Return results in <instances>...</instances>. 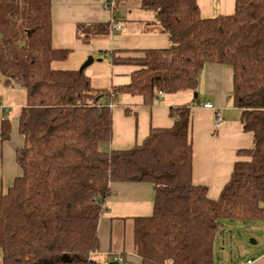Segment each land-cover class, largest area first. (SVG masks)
<instances>
[{
    "label": "trees",
    "instance_id": "trees-1",
    "mask_svg": "<svg viewBox=\"0 0 264 264\" xmlns=\"http://www.w3.org/2000/svg\"><path fill=\"white\" fill-rule=\"evenodd\" d=\"M138 1L170 44L137 55L115 50L113 64L138 68L128 83L97 88L85 68L51 66L71 53L52 44V0H0L2 84L25 89L15 131L19 174L0 191V264H97V224L113 182L153 187L151 215L134 219L141 264H213L221 220L264 218V0H235L231 14L215 17H204L197 0ZM77 31L89 38L107 27ZM207 63L231 67L233 104L252 134L216 198L192 180L190 103L171 106L172 125L151 128L131 148H100L120 94L151 103L162 93L195 92ZM11 126L0 121L1 142Z\"/></svg>",
    "mask_w": 264,
    "mask_h": 264
},
{
    "label": "crops",
    "instance_id": "crops-1",
    "mask_svg": "<svg viewBox=\"0 0 264 264\" xmlns=\"http://www.w3.org/2000/svg\"><path fill=\"white\" fill-rule=\"evenodd\" d=\"M234 2L235 0H197L204 17L231 14ZM106 3L112 5L106 7ZM51 20L53 46L71 49L66 59H74L80 64L92 51H102L108 56L111 65L109 71L105 73L99 70V75L94 72L87 74L97 88L128 83L130 73L138 68L126 63L113 64L111 55L115 50V54L120 56L137 55L139 50L166 48L170 44L168 36L161 33L156 24L155 13L143 9L138 0H52ZM112 23L119 24L120 27L114 29ZM79 24H100L107 27V32L91 33L89 38H85L84 34L77 31ZM187 91L162 93V96L157 95L151 103L144 102L139 95L120 94L112 108L111 138L108 142L101 143L100 148L105 151L131 148L141 143L151 128L172 125L169 116L171 106L190 103L192 180L195 184L205 185L208 196L216 198L229 178L233 163L244 159L239 151L251 146L252 134L242 129L240 110L233 104L231 67L216 63L205 64L199 74L196 91ZM0 96L2 115L11 112L12 107L19 113L25 89L20 86H4L0 75ZM17 97L22 102H16ZM206 102H210L215 109L205 108L203 104ZM215 110L223 118L218 128L213 126ZM12 124L11 132L16 135L17 117L13 118ZM16 140L19 146L20 136ZM17 168L4 166V170L9 169L5 172L7 184L19 174ZM153 200L154 191L149 183L110 184V193L103 203L105 210L100 213L97 224L99 249L92 257L93 260H98L97 264H105L106 258L111 261L114 256L122 257L119 264H141L134 249V219L151 215Z\"/></svg>",
    "mask_w": 264,
    "mask_h": 264
},
{
    "label": "rangeland",
    "instance_id": "rangeland-1",
    "mask_svg": "<svg viewBox=\"0 0 264 264\" xmlns=\"http://www.w3.org/2000/svg\"><path fill=\"white\" fill-rule=\"evenodd\" d=\"M116 9L120 10L117 6ZM90 54L88 56L93 57V62L85 67L86 75L92 72L96 73L95 75H99V70H103L105 73L109 71L111 65L108 56H105L102 51H92ZM87 57L80 64H77L74 59H66L53 61L51 66L58 69H79ZM98 59L101 61H98ZM15 101L22 102L18 97ZM17 114L15 107H12V111L9 113L2 115L0 112V121L5 117L10 118L11 123H13V118L17 117ZM17 138L18 135L10 131L8 139L0 141V191L11 182L10 179L7 184L5 172L9 169L4 170V166L17 168L14 161L15 149L18 145ZM219 228L213 243V264H238L239 261L248 259L252 260L253 264H262L264 262V218L249 221H230L225 219L221 220ZM105 261V264L110 262L109 258H106Z\"/></svg>",
    "mask_w": 264,
    "mask_h": 264
},
{
    "label": "built area",
    "instance_id": "built-area-1",
    "mask_svg": "<svg viewBox=\"0 0 264 264\" xmlns=\"http://www.w3.org/2000/svg\"><path fill=\"white\" fill-rule=\"evenodd\" d=\"M109 5L108 3L105 4V6ZM119 24H114L112 23V28H119ZM159 95H161V93H159ZM106 101H104L103 103L105 104ZM107 104L109 106H112V103L110 101L107 102ZM0 106H1V99H0ZM203 106L205 108H212V109H215L213 107V105L210 103V102H206L203 104ZM222 115L220 114V112H218L217 110H215V120H214V123H213V126L214 128H218L221 126L222 124ZM113 261H117V262H121L122 261V257L121 256H114ZM238 264H252V260L248 259V260H245V261H239Z\"/></svg>",
    "mask_w": 264,
    "mask_h": 264
},
{
    "label": "water",
    "instance_id": "water-1",
    "mask_svg": "<svg viewBox=\"0 0 264 264\" xmlns=\"http://www.w3.org/2000/svg\"><path fill=\"white\" fill-rule=\"evenodd\" d=\"M100 60V59H98ZM93 62V57L88 56L87 59L81 64V66L79 67V70L84 69L86 66H88L89 64H91ZM108 264H119L117 261H113L111 260Z\"/></svg>",
    "mask_w": 264,
    "mask_h": 264
}]
</instances>
